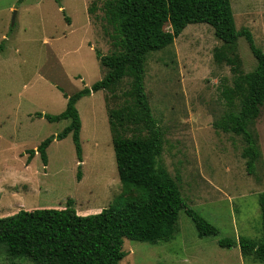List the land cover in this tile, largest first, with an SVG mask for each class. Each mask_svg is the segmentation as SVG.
Instances as JSON below:
<instances>
[{
    "label": "rangeland",
    "instance_id": "obj_1",
    "mask_svg": "<svg viewBox=\"0 0 264 264\" xmlns=\"http://www.w3.org/2000/svg\"><path fill=\"white\" fill-rule=\"evenodd\" d=\"M102 0H0V216L18 209L60 208L66 199L79 215L118 200V181L107 110L121 105L128 79L114 90H98L75 102L81 162L71 136L53 139L43 165L37 145L58 133L67 119L47 121L65 106V97L99 80L105 69L94 50L113 47L107 24L90 2ZM236 30L249 31L254 46L264 45V0H229ZM167 28V27H166ZM221 41L206 23H189L173 41L145 55L143 86L151 115L162 132L159 159L186 205L217 229L199 237L190 217L179 210L175 231L166 241L123 239L118 264H261L241 257L238 247H219L218 239L261 236L257 195L264 191V101L247 130L259 157L247 173L241 135L215 128L229 110L220 96L231 86L229 65L214 59ZM238 68L246 73L255 60L243 36L235 41ZM37 114H40L38 116ZM34 154L27 159V152ZM80 173L76 179V173ZM0 264H33L7 260Z\"/></svg>",
    "mask_w": 264,
    "mask_h": 264
},
{
    "label": "trees",
    "instance_id": "obj_2",
    "mask_svg": "<svg viewBox=\"0 0 264 264\" xmlns=\"http://www.w3.org/2000/svg\"><path fill=\"white\" fill-rule=\"evenodd\" d=\"M97 9L112 26L109 35L113 50L101 54L94 50L103 76L89 88L83 87L65 97L64 109L55 115L43 114L47 121L67 119L55 135L43 139L35 148L45 165V148L51 140L68 133L77 162H81L79 143L80 120L75 102L98 90L112 92L127 78V89L121 92V105L110 108L107 121L118 181L123 195L99 211L79 215L70 199L60 208L18 209L0 216V256L7 260H28L33 264H118L123 257V239L144 242L166 241L175 231L179 210L190 217L199 237L215 235L217 229L189 208L180 195L176 182L159 159L162 132L151 115L144 92L145 55L170 44L189 23L208 24L221 45L214 59L229 65L232 85L222 86L220 96L229 110L216 122L215 128L242 136L247 173L259 157L255 137L247 130L264 101V45L254 46L246 29L236 30L229 0H102L91 1L87 13ZM167 27V28H166ZM243 36L255 60L254 68L243 73L234 52L235 41ZM40 116V114H37ZM27 159L34 150L27 152ZM80 173H76L79 179ZM261 236L253 239L238 236L221 238L219 247L237 246L241 257H251L264 264V191L257 195Z\"/></svg>",
    "mask_w": 264,
    "mask_h": 264
}]
</instances>
